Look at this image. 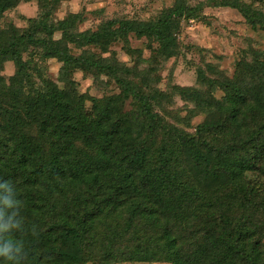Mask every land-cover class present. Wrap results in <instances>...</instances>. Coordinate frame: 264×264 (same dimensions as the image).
<instances>
[{
  "label": "trees",
  "instance_id": "obj_1",
  "mask_svg": "<svg viewBox=\"0 0 264 264\" xmlns=\"http://www.w3.org/2000/svg\"><path fill=\"white\" fill-rule=\"evenodd\" d=\"M10 5L0 0V12ZM212 6L238 10L264 32V12L239 0ZM196 10L177 0L153 20L112 19L93 33L71 32L79 18L72 15L9 34L0 47V65L15 68L2 85L5 96L0 92V264H264V60L249 66L262 81L242 88L224 79L225 101L212 110L200 101L207 119L186 133L160 121L151 107L161 95L138 91L126 69L34 38L60 33L61 40L97 44L148 37L167 59L178 20L197 18ZM27 47L61 62V89L41 81L36 95L21 93ZM69 68L107 75L119 94L84 109ZM178 95L198 99L192 90ZM127 98L135 115L118 111ZM30 129L32 136L24 133Z\"/></svg>",
  "mask_w": 264,
  "mask_h": 264
},
{
  "label": "rangeland",
  "instance_id": "obj_2",
  "mask_svg": "<svg viewBox=\"0 0 264 264\" xmlns=\"http://www.w3.org/2000/svg\"><path fill=\"white\" fill-rule=\"evenodd\" d=\"M177 0H10L9 8L0 12V47L9 39V34L30 31L38 22L54 25L56 22L78 15L71 32L93 33L108 20H134L146 22L157 14L173 7ZM187 6L197 7V18L178 20V29L173 32L175 54L163 58L156 41L148 37L136 38L128 35L124 39L102 40L97 44L61 40L60 33L50 37L36 32L34 38L58 41L69 56L91 55L95 60L108 61L128 77L136 89L143 94L161 95L152 103V111L169 127L193 133L194 128L207 119L206 110L223 101L226 93L221 85L225 80H234L240 87L251 86L262 81L259 76L249 75L252 63L264 60V32L245 23L243 15L236 9L212 6L220 0H178ZM250 12H264V1L239 0ZM61 40V41H59ZM21 61L28 66V79L21 81V93L36 95L42 90L41 81H47L61 89L58 81L61 62L45 56L36 47H27L20 54ZM15 73L11 62L0 65V92L2 85ZM68 78L76 95L84 96V109L91 107V100H104L119 94L114 81L105 74L69 68ZM214 82L209 83V82ZM203 82V83H202ZM15 85V84H13ZM255 86V85H254ZM180 90L198 93L197 100L181 98ZM200 101L210 107H202ZM225 101V100H224ZM120 114L135 115L137 108L129 98L121 100ZM2 118H0V126ZM32 136L33 131L24 130ZM219 140V138H218ZM158 139L154 140L155 145ZM230 215V213L228 212ZM263 218H259L261 220ZM124 214L116 221L123 226ZM264 243V233L262 235ZM92 264V263H87ZM115 264H169L162 260L140 262H118Z\"/></svg>",
  "mask_w": 264,
  "mask_h": 264
},
{
  "label": "clouds",
  "instance_id": "obj_3",
  "mask_svg": "<svg viewBox=\"0 0 264 264\" xmlns=\"http://www.w3.org/2000/svg\"><path fill=\"white\" fill-rule=\"evenodd\" d=\"M5 251H7V250H5Z\"/></svg>",
  "mask_w": 264,
  "mask_h": 264
}]
</instances>
